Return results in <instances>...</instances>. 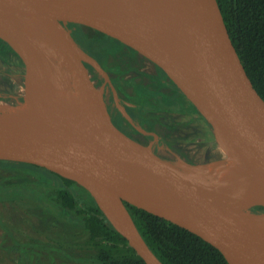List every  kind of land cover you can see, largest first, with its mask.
<instances>
[{
	"label": "water",
	"instance_id": "water-1",
	"mask_svg": "<svg viewBox=\"0 0 264 264\" xmlns=\"http://www.w3.org/2000/svg\"><path fill=\"white\" fill-rule=\"evenodd\" d=\"M70 25L150 62L196 113L217 152L176 161L114 141L126 135L85 63L106 73ZM0 41L22 63L36 102L31 109L0 103V161L75 183L144 264L163 263L125 203L200 237L226 264H264V100L216 0H0Z\"/></svg>",
	"mask_w": 264,
	"mask_h": 264
},
{
	"label": "trees",
	"instance_id": "trees-1",
	"mask_svg": "<svg viewBox=\"0 0 264 264\" xmlns=\"http://www.w3.org/2000/svg\"><path fill=\"white\" fill-rule=\"evenodd\" d=\"M216 1L245 72L264 100V0ZM8 165L45 174L48 179L42 187V203L69 216V224L56 221L51 227L67 235V242L75 246L78 255L68 254L61 244L51 250L45 247L47 251L95 264H144L111 227L86 191L40 167L0 161V167ZM41 206L45 211L40 203ZM125 206L143 240L163 264H226L221 253L200 237L141 209L126 203ZM35 217L38 225L49 227L51 224L45 219L50 216L43 212L39 211ZM24 257L27 258L26 253L20 257L18 253V264Z\"/></svg>",
	"mask_w": 264,
	"mask_h": 264
},
{
	"label": "rangeland",
	"instance_id": "rangeland-1",
	"mask_svg": "<svg viewBox=\"0 0 264 264\" xmlns=\"http://www.w3.org/2000/svg\"><path fill=\"white\" fill-rule=\"evenodd\" d=\"M71 26V25H70ZM75 29L74 37L79 43L88 44L89 40L102 42V37L96 31L85 27L71 26ZM9 66L0 68V103L17 105L23 102L25 96V83L22 67L11 57ZM1 66V62H0ZM8 96H12V99ZM178 136L175 137L177 140ZM180 144L175 148L178 155L161 151L156 153L151 147H146L153 154L170 159L190 160L216 153L213 139L205 126L198 118L189 112L186 117V128L181 133ZM184 157L185 159H183ZM176 159V160H177ZM48 177L36 170L27 167L8 165L0 167V264H18L19 253H26L21 264H95L71 259V256L49 252L58 244L70 254L78 255L75 246L67 242V235L51 227L56 221L69 224L67 213L42 203V187ZM43 205L45 211L40 207ZM43 212L50 216L49 227L38 225V213ZM37 221H36V219ZM51 247V248H49ZM26 249V252L24 251ZM17 251H19L17 253Z\"/></svg>",
	"mask_w": 264,
	"mask_h": 264
},
{
	"label": "flooded vegetation",
	"instance_id": "flooded-vegetation-1",
	"mask_svg": "<svg viewBox=\"0 0 264 264\" xmlns=\"http://www.w3.org/2000/svg\"><path fill=\"white\" fill-rule=\"evenodd\" d=\"M69 28L74 40L106 73L105 78L85 63L95 86L102 87L103 99L114 125L130 139L144 147L150 146L156 153L163 151L178 155L175 148L181 143L188 113L198 116L169 80L150 62L119 42L102 37V42L79 43L73 35L75 29ZM11 57L23 71L20 60L0 41V68L4 70L6 63L9 66ZM8 97L12 99V96Z\"/></svg>",
	"mask_w": 264,
	"mask_h": 264
},
{
	"label": "bare ground",
	"instance_id": "bare-ground-1",
	"mask_svg": "<svg viewBox=\"0 0 264 264\" xmlns=\"http://www.w3.org/2000/svg\"><path fill=\"white\" fill-rule=\"evenodd\" d=\"M25 96L23 99V105L22 108L23 109H31L34 108L36 106V102L34 99V95H33V91L32 88L30 86V83L28 82V80L25 78ZM21 103V102H20ZM114 141H116L118 144L122 145L125 148H129L134 150L137 154H148L149 151L146 147L138 144L137 142L133 141L132 139H130L128 136H122V135H118V136H114ZM176 161H179L178 159ZM226 199H228L229 201H231L232 203H234L235 205L243 208V209H248L250 207V204L236 198V197H231V196H225Z\"/></svg>",
	"mask_w": 264,
	"mask_h": 264
}]
</instances>
